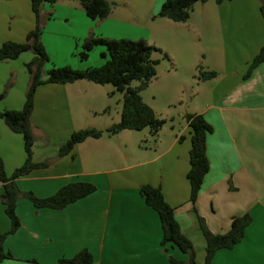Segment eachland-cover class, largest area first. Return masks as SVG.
<instances>
[{"label": "crops", "instance_id": "crops-1", "mask_svg": "<svg viewBox=\"0 0 264 264\" xmlns=\"http://www.w3.org/2000/svg\"><path fill=\"white\" fill-rule=\"evenodd\" d=\"M107 1L118 7L115 2ZM163 2L148 0L147 5L153 9L144 19L145 22L151 21V28L158 19H164L158 16V7ZM123 5L126 8L127 5ZM125 12L119 14L112 10L106 19L96 21L89 19L73 0H59L53 5L45 3L40 11V40L50 59L56 55L54 66L84 70L92 64L82 63L76 55L78 51L54 49L53 38L57 29L67 30L64 33L79 48L90 34L149 41L151 28L130 25L133 21L125 15L133 12ZM132 17L139 20L137 15ZM207 20L219 35L220 51L216 53L221 56V64L211 68L206 66L207 71L215 72L209 81L213 82L210 85L211 106L191 114H201L208 124L217 126L220 136L218 140L211 139L212 135L206 136L209 168L198 192L195 210L213 234L225 233L233 216L248 213L251 217L242 240L232 249L217 251L211 264H264V177L256 176L252 168L256 165L254 147L264 146V136L258 140L250 138L251 130L241 132L234 125L229 133L221 117L224 113L232 114L230 120L228 118L232 124L243 117L248 120L258 116L264 118V62L245 77L249 63L264 47V0H226L219 3L214 0L212 7L204 12L202 24L206 25ZM186 22L160 21L156 26H159L157 30L163 28L170 33L174 25H185ZM34 27L35 18L29 0H0V45L23 42ZM184 37L183 33L178 35L181 41ZM176 44L181 45L180 42ZM165 52L173 62L172 68H164L166 78H171V73L176 70V59L192 65L205 59L202 51ZM70 54L72 58H69ZM32 58L31 52H25L15 60L0 62V94L6 84L12 86L0 99V112L22 108L29 84L25 64ZM80 82L44 84L37 89L31 115L34 148L38 141L47 144L50 139L58 148L73 131L85 128L77 121L69 99V94ZM53 98L65 114L60 124L55 123L52 114ZM166 107L169 108V104ZM91 111L97 116L96 109ZM159 118L164 119V125L168 120L172 122L171 116ZM89 127L102 131L107 128ZM163 130L164 126L153 137L151 145L145 144L131 153L126 144L127 130L113 136L103 134L98 139H87L64 157H59L56 152L48 160L43 154L40 160L33 149V160L47 163V167L17 179L15 182L21 191L46 198L74 182L92 183L96 191L62 210H36L31 202L20 199L16 206L20 227L8 235L3 244L13 258L0 264H57L61 259L72 258L82 249L92 254V264H167L169 256L186 260V255L176 248L161 246L160 222L140 195L139 189L143 185L160 188L165 203L173 208L174 219L181 232L193 246L195 262L202 264L204 241L197 229L195 216L190 212L185 177L189 128L183 121L177 127L171 125L166 130L169 135H161ZM0 158L7 176L25 160L22 137L13 133L1 119ZM1 193L0 184V233H5L10 225L1 204Z\"/></svg>", "mask_w": 264, "mask_h": 264}, {"label": "trees", "instance_id": "trees-1", "mask_svg": "<svg viewBox=\"0 0 264 264\" xmlns=\"http://www.w3.org/2000/svg\"><path fill=\"white\" fill-rule=\"evenodd\" d=\"M59 0H29L31 11L35 18V27L30 31L25 40L18 42H4L0 45V62L15 60L25 52H31L33 58L25 64V71L29 76V84L25 94V101L20 110H4L0 112V119L15 134L22 137L25 160L23 164L7 176L2 159L0 158V184L2 186L1 204L4 213L9 220V230L0 233V263L13 256L4 249L5 238L15 233L20 227V219L16 213L17 202L26 199L36 210L48 208L62 210L68 205L81 200L96 191V186L89 182H74L61 187L55 194L46 198H39L30 191H21L16 180L26 177L37 169L47 167V163H38L33 160V147L35 143L31 127V115L34 108V99L37 89L44 84H72L77 81H88L97 85H112L117 92L122 94V108L120 119L105 130L84 128L73 131L69 139L60 146L58 156L69 155L73 149L87 139H98L103 134L116 135L122 131H142L146 128L155 137L164 126V119H159L153 109L147 105L140 93L144 91L157 75L156 67L160 60L154 59L153 54L158 49L147 43L144 39H111L90 34L81 44V50L76 54L80 61H86L89 53L96 47L102 46L106 52L101 56L106 58L104 64L99 67H90L77 70L70 66L51 67L45 71L49 64V56L40 40L42 25L40 11L43 4L53 5ZM79 3L86 16L91 20L101 21L112 12V5L107 0H75ZM207 0H164L158 16L173 23H184L189 18L192 6L196 3H204ZM216 3L226 0H215ZM108 58V59H107ZM164 60L169 57L162 54ZM264 62V47L253 57L245 77L259 64ZM46 78H43V74ZM215 72H203L197 67L196 79L206 81L213 79ZM138 82L135 87L132 82ZM0 94V99L3 98ZM183 119L189 128L188 171L186 181L188 184V201L190 212L194 214L196 226L203 241L202 264H211L217 251L229 250L237 245L244 236V231L251 222L248 213L233 216L230 219L228 230L223 234L211 233L204 220L197 215L195 201L202 181L208 172L209 164L206 157V136L212 128L201 114H184ZM231 189L232 187L229 186ZM144 203L158 216L162 238L161 246L168 245L176 248L186 255V260L167 258V264H197L195 251L191 242L183 235L178 223L174 219L173 208L168 206L160 188L143 185L139 189ZM35 263V261H32ZM93 256L87 249H82L70 259H61L57 264H92Z\"/></svg>", "mask_w": 264, "mask_h": 264}, {"label": "rangeland", "instance_id": "rangeland-1", "mask_svg": "<svg viewBox=\"0 0 264 264\" xmlns=\"http://www.w3.org/2000/svg\"><path fill=\"white\" fill-rule=\"evenodd\" d=\"M109 1L115 2L118 5V7H114L115 5L110 3L112 5V10H115L116 13L126 14V10L133 12L132 15H125L128 20L133 21L130 25L134 27L149 26V29L151 28V21L145 22L144 19V16L148 14L151 9H153V7L147 5L148 0ZM75 2L78 3L77 1ZM213 3L214 0H207L205 5L202 3L194 4L189 13V21L186 22L185 25H174V28L170 30V33L164 31L165 29L163 28L157 30L159 26L156 25L160 21L171 23L165 18L158 19L157 24H155L154 27L152 25L153 28L150 29L151 34L149 36V41H146L148 44L156 47L158 49L157 51H160L153 54V58L159 59L160 63L156 67V77L151 81L149 86L140 93V95L143 101L154 109V113L157 118L160 116L172 117V122L168 120L164 125L165 131L163 130L161 135H169L166 130H168L171 125L177 127L179 124L183 123L184 114L201 112L206 110L207 106H211L212 104L210 85H213V82H209L212 79L198 81L196 79V75L197 67L203 72H208L206 70V66L210 67L217 65L218 67V65L221 64V56L216 53V51H220L218 49L220 45L219 35L214 29H212V23L208 20L206 25L202 24L204 12L206 10L208 11L210 7H212ZM123 4L127 5L126 8H124ZM133 15H137L139 20L136 21L133 19ZM64 32H67V30L61 28L57 29V32H55L56 35L53 38L54 49H59V51L79 52L81 50V46L80 48L79 46L75 47V43L73 45V41L69 38V35ZM181 33L185 36L182 41L178 39V35ZM178 42H180L181 45L176 44ZM165 51H202L205 54V59L194 63L195 65L197 64L196 67H194L195 65H192V63L190 64L186 61L176 59V70L171 73V78H166L167 76H164V68H172L173 62L170 58L168 60H164L162 58V54L166 53ZM53 52L56 53V51ZM103 52H106L104 47L96 46L89 53L88 59L86 61H82V63H90L92 64L91 67L101 66L106 61V59L101 56V53ZM55 56L56 55L53 54L52 59L49 58L50 61L49 64L45 66V71L51 67H56L53 65V60H56ZM69 58H72L71 54L69 55ZM44 77H46L45 73L43 74V78ZM137 85L138 82L136 81L131 83L132 87ZM18 87L19 83L16 88ZM11 88L12 86L10 87L6 84L4 86V91L1 93L5 96L6 92H8ZM69 99L77 121L80 122V126H85V128H91L89 126H97V128L109 127L110 125L117 123L120 119L122 94L117 92L112 85H97L88 81H82L80 84H77V86H75L73 91L69 94ZM53 100V106L51 108L52 114L54 115L55 123L60 124L65 114L61 106L59 107L57 100H55V98H53ZM167 104H169V108L166 107ZM92 108L98 111L97 116L93 115L91 111ZM231 116L232 114L230 113H224L221 116L223 118L222 122L228 129L229 133L231 132L232 125H234L237 126V129L241 132L243 130H247L248 132L251 130L254 135H251V132H249L250 138L258 140L264 136L263 116H258L256 119L249 120L243 117V119H239L236 124H232V122L229 121ZM210 126L212 128V131L209 134L212 135L211 139L218 140V137L220 136L219 129L213 124ZM125 135H127L126 144L129 153H131L132 150H136L140 146H144L145 144L151 145L154 139L148 128L139 132L127 131L125 132ZM59 148L60 146L57 148L53 139H50V142L47 144H44L42 141H38L35 148L33 147V149H35L36 157L40 158V160L43 158V154H46L44 156H46L47 160L50 159L52 155H56ZM263 158L264 146L254 147L253 159L256 165L252 168L253 171L255 170L256 176L261 175L264 177ZM262 186L264 188V181L262 182Z\"/></svg>", "mask_w": 264, "mask_h": 264}]
</instances>
